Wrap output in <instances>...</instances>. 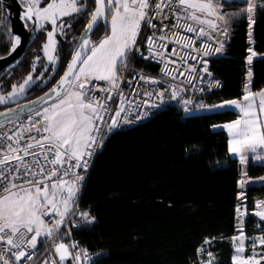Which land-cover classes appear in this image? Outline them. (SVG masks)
Segmentation results:
<instances>
[{
  "label": "snow or ice",
  "instance_id": "1",
  "mask_svg": "<svg viewBox=\"0 0 264 264\" xmlns=\"http://www.w3.org/2000/svg\"><path fill=\"white\" fill-rule=\"evenodd\" d=\"M17 2L23 26H30L32 40L39 33L42 41L25 76L0 80V105H15L0 111V264H95L100 254L72 239L73 226L95 220L89 208L80 207L85 174L105 134L132 123L133 113L139 119L145 107H159L166 97L186 112L237 111L235 119L210 127L226 130L227 151L242 165L249 153L264 161V88L253 90L250 66L260 54L247 49L242 98L196 103L193 95L213 94L220 82L211 78L209 61L222 51L230 23L246 17L251 41L255 11L264 10V3L243 0L245 7L229 12V0ZM0 37L7 55L21 46L22 35L3 15ZM130 58L160 65L159 74L133 72ZM19 63L6 66L8 77ZM136 77L139 91L133 86ZM40 86L47 89L42 95L18 103ZM245 175L237 195L246 199L243 186L254 181ZM257 180L264 183V176ZM246 212L238 203L232 264H264V198L252 206L262 226L257 234L244 230ZM213 240L205 237L193 264H219L207 248ZM38 244L45 246L44 253Z\"/></svg>",
  "mask_w": 264,
  "mask_h": 264
},
{
  "label": "trees",
  "instance_id": "2",
  "mask_svg": "<svg viewBox=\"0 0 264 264\" xmlns=\"http://www.w3.org/2000/svg\"><path fill=\"white\" fill-rule=\"evenodd\" d=\"M245 6L243 1L228 3L225 10ZM0 15L11 29L3 5ZM254 18L253 43L248 39L246 17L230 23L224 53L210 60V70L223 86L205 96L206 103L242 98L249 47L260 54L250 65L252 88H264V10L257 8ZM41 41L39 33L35 40L31 38L14 75L8 77L5 69L0 80L7 83L25 76ZM7 51L0 37V55ZM136 65L157 72L150 62L139 60ZM46 90L34 87L21 101ZM237 115L236 111L186 115L180 103L172 102L150 120L106 136L80 192V207L89 208L95 220L74 228L91 252L108 253L96 264H193L205 237L214 238L215 261L232 264L229 239L238 231L236 206L243 201L252 211L254 201L264 198L261 182H249L246 199L238 197L243 166L227 151V132L210 127ZM246 175L252 180L264 176V164L251 162ZM244 227L251 236L262 226L249 213Z\"/></svg>",
  "mask_w": 264,
  "mask_h": 264
},
{
  "label": "built area",
  "instance_id": "3",
  "mask_svg": "<svg viewBox=\"0 0 264 264\" xmlns=\"http://www.w3.org/2000/svg\"><path fill=\"white\" fill-rule=\"evenodd\" d=\"M217 54H218V53H214L213 56H212V58L215 57V56H217ZM139 60H142V59H139V58H130V60H129V65H130V68L132 69L133 72H135V71H139V72H142V73L145 74V75H153V76H157V75L159 74V68H160V65H158V64H156V63H154V62H152V61H146V62H150V63H152V64H154V65L157 66V72H151V71H149V70H147V69H145V68H142V67L136 65V62H138ZM210 60H211V59H210ZM143 61H145V60H143ZM209 73L211 74V78H213V79H215V80H218V81L220 82V83H219V86L216 87V88H213L212 90H220V89L222 88V86H223V82H222L220 79H218L217 77H215V76L212 74V72H211V70H210V61H209ZM125 75H126V76H130L131 74H130V73H125ZM138 80H139V78L136 77L135 80L133 81V86L136 87L137 90L139 91L140 85H138V84L136 83V81H138ZM125 91H126V93H127L128 89H125ZM193 95H194V101H195L196 103L200 102L201 100H203L204 102H206V98H205V96H201V95L199 94V92H196V93H194ZM171 102H176V101L168 100L167 97H166L165 102L160 103V106H159V107H156V108L145 107V108L143 109V111H144L145 114H144L143 116H141L139 119H137V118H136V114L133 113V114L130 116V119L132 120V123L123 124V125H121V127L115 129L114 131L125 130V129H128V128L134 127V126H136V125H138V124H141V123H143V122H145V121H147V120H150L151 118H153V117L156 115V113H157L158 111H160L161 109H163L167 104H169V103H171ZM158 103H159V102H158ZM198 111H199V110H195V109H194V110H192L191 112H186V111H184V112H185L186 115H191V114H194L195 112H198ZM25 121H26V118H25ZM13 123H14V122H13ZM9 126H11V125H9ZM114 131H112V132H114ZM112 132H111V133H112ZM108 134H110V133L105 134V136H104V140H105V138H106V136H107ZM103 143H104V142H103ZM101 148H102V147H100V148H98V149L96 150V154H95V156H94L93 159H92L91 166H90V168L88 169L87 173L85 174V179H84V181H83L82 188H83V186H84L85 180H86V178L88 177V175H89V173H90V170H91V168H92V166H93V164H94V161H95V159H96L98 153L100 152ZM82 188H81V190H82ZM74 228H76V226H73V230H72V239L75 240V241H78L79 244H80L83 248L89 250L90 253H93V254H100V255H99V258H96V259H95V264H96V263H97L102 257L107 256L108 253L105 252V251H103V252H91V250L89 249V247H88L87 245L83 244V243L80 241V239H79L78 237H76V235L74 234ZM42 246H43V247H42V249H40V252H41V253H44L45 246H44L43 244H42Z\"/></svg>",
  "mask_w": 264,
  "mask_h": 264
},
{
  "label": "water",
  "instance_id": "4",
  "mask_svg": "<svg viewBox=\"0 0 264 264\" xmlns=\"http://www.w3.org/2000/svg\"><path fill=\"white\" fill-rule=\"evenodd\" d=\"M0 3L3 5L5 9V12L10 22L11 30L16 34L22 35L21 46H19L15 52H13L11 55H7V53L4 55H0V57H3V58H0V72H1L6 69V66L8 64L13 63L14 60H17V59L19 60L21 58V56L24 54V52L26 51L28 47L29 41L31 39V35H30V26L29 28L26 29L23 26V22L20 19L21 6L17 2V0H0ZM35 98L28 99V100H33ZM25 102L26 100L18 102V103L23 104ZM14 106L15 105H11L8 107H14ZM3 110L4 108L0 109V111H3Z\"/></svg>",
  "mask_w": 264,
  "mask_h": 264
},
{
  "label": "crops",
  "instance_id": "5",
  "mask_svg": "<svg viewBox=\"0 0 264 264\" xmlns=\"http://www.w3.org/2000/svg\"><path fill=\"white\" fill-rule=\"evenodd\" d=\"M229 1H232V0H229ZM240 1H242V0H240ZM227 38H228V35L224 38V40L222 41V43H223V48H222V51L219 53V54H223L224 53V46H225V43H226V40H227ZM251 43H253V32H252V40L250 41ZM252 79H253V77H252ZM223 111H225V110H223V109H218L216 112H223ZM201 112H205V111H198V112H195L194 114H196V113H201ZM237 112V111H236ZM217 130H221V129H217ZM226 131V130H225ZM230 154V153H229ZM231 155V157L232 158H235V159H238V156H235V155H233V154H230ZM239 160V159H238ZM251 162H253V163H256V164H264V161H257L256 160V158H255V155H253V154H251V153H249L248 154V160H247V162L244 164V165H242L243 166V173H246V171H247V167H248V165L251 163ZM254 182H260L259 180H253Z\"/></svg>",
  "mask_w": 264,
  "mask_h": 264
},
{
  "label": "rangeland",
  "instance_id": "6",
  "mask_svg": "<svg viewBox=\"0 0 264 264\" xmlns=\"http://www.w3.org/2000/svg\"><path fill=\"white\" fill-rule=\"evenodd\" d=\"M243 1V0H242ZM229 3H232V1H229ZM4 8V7H3ZM4 11H5V9H4ZM6 13V12H5ZM7 15V14H6ZM252 32H253V28H252ZM94 38V37H93ZM22 100V99H21ZM21 100H19V101H21ZM18 101V102H19ZM9 105H11V104H9ZM9 105H0V109H3L4 107H8ZM243 173V172H242ZM243 178L245 179V180H247V178H248V176L247 175H245V176H243ZM246 186H247V184L245 185V186H243V188L245 189L246 188ZM240 204H243V205H245L244 203H243V201H241L240 202ZM246 206V205H245ZM247 207V206H246ZM242 211H244V209L242 208L241 209ZM252 211H249L248 209H247V212L245 213V215H244V217H242V219L244 220V224H245V221H246V216L249 214V213H251ZM259 219V218H258ZM260 220V219H259ZM244 230H245V227H244ZM238 234V231H237V233L235 234V235H237ZM229 241H230V239H229ZM230 243H231V245H232V250H233V255L235 254V251H234V247H233V243L230 241ZM213 246H215V242L214 241H212L211 242V244H209L208 246H207V248H208V250H210L212 253H213V257H214V260H216V255H215V252L212 250V247ZM248 248H250V245H248L247 247H246V251H247V249ZM258 251H259V248L257 249ZM205 255V257H206V253L204 254Z\"/></svg>",
  "mask_w": 264,
  "mask_h": 264
},
{
  "label": "bare ground",
  "instance_id": "7",
  "mask_svg": "<svg viewBox=\"0 0 264 264\" xmlns=\"http://www.w3.org/2000/svg\"><path fill=\"white\" fill-rule=\"evenodd\" d=\"M172 103V102H171Z\"/></svg>",
  "mask_w": 264,
  "mask_h": 264
}]
</instances>
